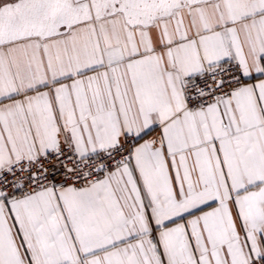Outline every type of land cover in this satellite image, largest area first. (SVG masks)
Instances as JSON below:
<instances>
[{
	"label": "snow or ice",
	"instance_id": "snow-or-ice-1",
	"mask_svg": "<svg viewBox=\"0 0 264 264\" xmlns=\"http://www.w3.org/2000/svg\"><path fill=\"white\" fill-rule=\"evenodd\" d=\"M0 264H264V0H0Z\"/></svg>",
	"mask_w": 264,
	"mask_h": 264
}]
</instances>
